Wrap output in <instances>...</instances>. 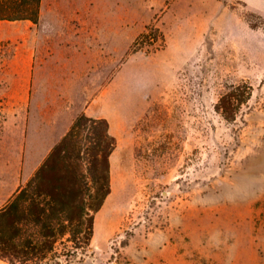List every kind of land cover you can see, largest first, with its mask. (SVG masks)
Returning <instances> with one entry per match:
<instances>
[{"label":"rangeland","instance_id":"rangeland-1","mask_svg":"<svg viewBox=\"0 0 264 264\" xmlns=\"http://www.w3.org/2000/svg\"><path fill=\"white\" fill-rule=\"evenodd\" d=\"M83 1L107 29L120 23L122 58L88 111L115 138L110 193L69 264H264V0ZM26 24L0 21V209L53 132L28 68L13 77L18 41L5 32ZM242 83L250 97L226 120L215 105Z\"/></svg>","mask_w":264,"mask_h":264},{"label":"trees","instance_id":"trees-1","mask_svg":"<svg viewBox=\"0 0 264 264\" xmlns=\"http://www.w3.org/2000/svg\"><path fill=\"white\" fill-rule=\"evenodd\" d=\"M40 2L0 0V21L36 24ZM250 94L248 84L234 85L221 95L215 109L232 121ZM114 147L106 119L77 115L34 173L0 209V260L50 264L61 248L69 264L84 254L93 236L94 214L110 193L109 157Z\"/></svg>","mask_w":264,"mask_h":264},{"label":"crops","instance_id":"crops-1","mask_svg":"<svg viewBox=\"0 0 264 264\" xmlns=\"http://www.w3.org/2000/svg\"><path fill=\"white\" fill-rule=\"evenodd\" d=\"M50 1L48 7L41 0L39 12L40 20L44 9H48L49 22L27 21L25 32L18 28L22 27L20 24L15 30L5 32V36L12 34L18 41L11 61L18 64L12 70L16 73L13 77L23 76L28 68L33 78V107L53 128L45 157L78 114L89 116L92 102L99 96L100 72L105 71L106 63L112 72L113 63L120 64L122 58L119 22L107 29L98 9L83 0Z\"/></svg>","mask_w":264,"mask_h":264}]
</instances>
